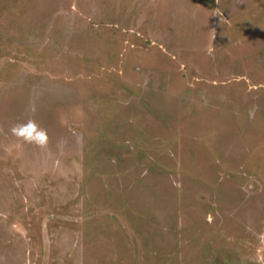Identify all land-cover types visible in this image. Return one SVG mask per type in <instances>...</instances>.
Masks as SVG:
<instances>
[{
    "label": "rangeland",
    "instance_id": "obj_1",
    "mask_svg": "<svg viewBox=\"0 0 264 264\" xmlns=\"http://www.w3.org/2000/svg\"><path fill=\"white\" fill-rule=\"evenodd\" d=\"M0 264H264V0H0Z\"/></svg>",
    "mask_w": 264,
    "mask_h": 264
},
{
    "label": "clouds",
    "instance_id": "obj_2",
    "mask_svg": "<svg viewBox=\"0 0 264 264\" xmlns=\"http://www.w3.org/2000/svg\"><path fill=\"white\" fill-rule=\"evenodd\" d=\"M34 123L33 121H27L26 123L22 124V123H14L11 127H10V131L13 135H19V129L26 126L27 124H32Z\"/></svg>",
    "mask_w": 264,
    "mask_h": 264
}]
</instances>
